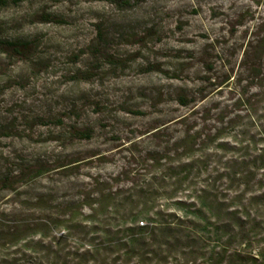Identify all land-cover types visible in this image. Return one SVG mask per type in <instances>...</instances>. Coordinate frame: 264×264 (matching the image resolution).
I'll use <instances>...</instances> for the list:
<instances>
[{
  "label": "rangeland",
  "instance_id": "obj_1",
  "mask_svg": "<svg viewBox=\"0 0 264 264\" xmlns=\"http://www.w3.org/2000/svg\"><path fill=\"white\" fill-rule=\"evenodd\" d=\"M6 1L0 213L36 218L33 206L25 209L41 194L72 201L98 183H149L167 157L179 158L189 132L206 150L197 155L209 157L203 170L239 171L235 164L264 148V119L234 107L246 91L237 80L247 77L241 63L264 0ZM217 132L223 139L211 141ZM220 143L227 149L217 151ZM252 210L264 216V206Z\"/></svg>",
  "mask_w": 264,
  "mask_h": 264
},
{
  "label": "trees",
  "instance_id": "obj_2",
  "mask_svg": "<svg viewBox=\"0 0 264 264\" xmlns=\"http://www.w3.org/2000/svg\"><path fill=\"white\" fill-rule=\"evenodd\" d=\"M8 5L0 0V11ZM251 37L241 63L247 77L237 80L246 91L234 107L245 104L249 118L264 119V18ZM232 78L214 86L223 90ZM259 130L264 135V125ZM222 139L217 132L211 141ZM183 143L179 158L167 157L168 168L149 183L128 189L98 183L72 201L41 194L25 209L33 206L36 218L0 213V264H264V216L252 210L264 206V148L253 161L235 164L239 171H210L202 169L209 157L197 155L206 150L190 132Z\"/></svg>",
  "mask_w": 264,
  "mask_h": 264
}]
</instances>
